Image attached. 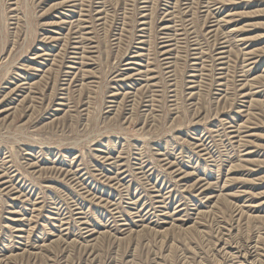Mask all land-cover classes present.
Listing matches in <instances>:
<instances>
[{"label":"rangeland","instance_id":"obj_1","mask_svg":"<svg viewBox=\"0 0 264 264\" xmlns=\"http://www.w3.org/2000/svg\"><path fill=\"white\" fill-rule=\"evenodd\" d=\"M0 264H264V0H0Z\"/></svg>","mask_w":264,"mask_h":264},{"label":"bare ground","instance_id":"obj_2","mask_svg":"<svg viewBox=\"0 0 264 264\" xmlns=\"http://www.w3.org/2000/svg\"><path fill=\"white\" fill-rule=\"evenodd\" d=\"M222 2V1H221ZM207 16V15H206ZM213 37V36H212ZM213 39V38H212ZM214 41V40H213ZM200 54V53H199ZM118 74V73H117ZM115 76V75H114ZM110 165V164H109ZM109 172V171H108ZM73 177V176H72ZM225 251V250H224ZM239 251V250H238ZM237 258V257H236ZM241 258V257H240ZM231 259V258H230ZM241 263V262H240Z\"/></svg>","mask_w":264,"mask_h":264}]
</instances>
